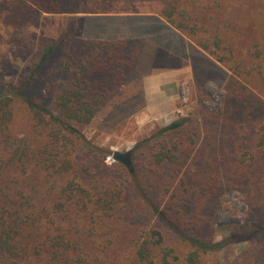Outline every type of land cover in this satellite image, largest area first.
<instances>
[{
	"label": "rangeland",
	"instance_id": "1",
	"mask_svg": "<svg viewBox=\"0 0 264 264\" xmlns=\"http://www.w3.org/2000/svg\"><path fill=\"white\" fill-rule=\"evenodd\" d=\"M16 2L17 0H0V90L7 97H12L15 93L28 95L46 107L53 116L58 113L53 105L50 87L53 82L64 78L60 73L55 75L59 61L64 57V47L51 56V60L37 73L32 85L24 91L19 89L24 76L28 74L30 63L38 56L36 45L39 38L52 41L59 39L71 24V34L78 39L115 41L110 39L116 38L120 31L122 36L144 37L133 39L139 43L138 58L119 92L89 125L75 126L90 145L104 152L88 155L79 146L70 148L79 151L75 153V159L82 162L83 170L79 177L83 183L91 185L97 178L108 179L123 182L128 192V196L120 204L119 219L105 222L103 226L100 222L96 223L94 232L86 238H82L81 234L88 225L81 220L78 224L73 222L71 225L73 230L79 231L71 239L79 238L86 245V251H90V247H96L98 250L95 251L101 256L106 257L107 252L109 258H114L113 261L117 259L120 263V259L139 241L144 231L150 228L151 202L156 201L160 204L158 208L163 209L165 201L160 198L158 190L152 189L150 177H143L146 163L144 156L135 152V168L134 163H131L129 171L123 164L112 159V152L131 151L132 155L138 143L150 138L161 127L183 118L187 120L188 128L199 127L201 132L187 171L193 174L199 169V173H204L202 167L206 169L210 164L209 159H206L207 153L209 156L216 154L220 162L215 167H220L219 177L222 179V167L231 163L226 159L221 161L220 156L226 157V149H231V145L235 146V143L244 145L245 139L263 118L264 84L259 85L262 83L258 84L254 80L247 82L217 62L184 34L174 30L160 15L164 5L158 1L56 0L59 13H45L33 7L29 14L35 20L13 28L6 21ZM197 2L200 6L209 8L214 21L219 20L221 25H225L222 27L226 28V44H237L240 55L249 52L254 44H259L264 49V0ZM123 10H149L162 20L153 21L137 16L115 19L101 17L108 11ZM167 66L178 71H168ZM151 76L156 79L150 80ZM231 83H238L235 97L230 94ZM241 85L246 86V90ZM10 109L11 120L4 131L0 132V162L5 163L17 147L27 146L23 161L26 163L29 179L26 180L20 167L17 171V166L14 168L9 165L1 177L6 185L0 182V186L9 193L13 187V176L18 175L22 181L20 184L26 190L31 188L36 196V207L47 206L49 196L54 193L50 190L51 177L42 167V162L50 143L48 133L52 129L51 124L39 123L35 112L19 98L13 97ZM44 118L48 120L47 115ZM207 118L212 126L204 130V120ZM210 131L214 135V153L205 137V132ZM202 151H206L205 156ZM210 158L212 160V156ZM205 202V207L200 205L199 209L205 217L211 216L215 240L221 244L218 250L205 257V264L220 261L252 263L254 259L251 251L256 247V241L237 243L230 238L234 229L242 225L246 218L248 206L244 192L224 185ZM190 206L189 203L178 207L183 210L186 221L193 219L196 213L195 208ZM42 231L40 237L42 242L46 239L47 245L50 240L53 242L55 234L57 236L61 233L51 232L46 238L47 232L44 229ZM43 248L49 253L45 245ZM102 249L104 253L99 251ZM48 253H43L40 258L48 259ZM59 263L62 264L60 261Z\"/></svg>",
	"mask_w": 264,
	"mask_h": 264
},
{
	"label": "trees",
	"instance_id": "2",
	"mask_svg": "<svg viewBox=\"0 0 264 264\" xmlns=\"http://www.w3.org/2000/svg\"><path fill=\"white\" fill-rule=\"evenodd\" d=\"M135 1L162 3L164 7L160 15L174 29L247 82L254 80L262 83L259 85L264 84V49L254 44L249 52L240 55L237 44H226V28L222 27L225 25H221L219 20L214 21L209 8L200 6L197 0ZM33 7L45 13L60 11L56 0H17L6 23L19 28L33 22L35 18L29 14ZM72 31L71 24L59 39H38V56L30 63L28 74L19 88L24 91L32 85L51 56L64 47V57L55 73L62 74L64 78L53 82L50 87L57 116L28 95L15 93L7 97L0 90V132L11 120L13 97L25 102L35 112L39 123L51 124L52 129L48 133L50 143L44 152L43 166L41 163L40 166L51 177L50 190L54 193L49 196L47 206L37 208L36 196L31 188L26 190L20 184L22 181L18 175L13 176V187L9 193L0 186V264H60L59 261L62 264H205V257L218 250L221 244L215 240L211 216L205 217L199 208L200 205L204 208L205 201L224 185L242 190L248 206L243 224L234 229L230 238L237 243L256 241L257 245L251 251L254 261L249 264H264V114L244 145L235 143V146L231 145L232 150L229 148L231 152L226 149V157L220 156L221 161L226 159L231 163L222 167V179L219 177L220 167H215L220 162L216 154L210 155L212 162L207 153L206 159L210 164L206 169L202 167L204 173H199V169L193 174L187 171L201 132L199 127L188 128L186 119L172 121L137 144L131 163L135 168V152L145 157L143 177H150L152 189L161 193L160 198L165 204L163 209H159L160 204L151 202L150 228L144 231L120 263L109 258L107 252L106 257L101 256L95 251L98 250L96 247H90L92 253L86 251V245L79 241L78 236L77 240L71 239L79 232L71 228L73 222L78 224L81 220L88 225L81 234L86 238L94 232L96 223L103 226L105 222L119 219L120 204L128 196L123 182L97 178L91 185L83 183L79 177L83 170L82 162L75 159V153L79 151L70 148L79 146L88 155L104 152L90 145L75 126L89 125L119 92L139 54L137 40L78 39L72 36ZM235 40L238 41L237 38ZM237 84L231 83L230 94L233 97L238 91ZM241 87L246 90V86ZM45 115L48 116L47 121ZM204 123V130L212 126L209 118ZM205 133L214 153V135L211 131ZM25 148L27 146L17 147L5 163L0 162V180L9 165L17 166V171L20 167V172L25 173L26 180L29 179L23 161ZM202 152L205 156L206 151ZM0 182L6 185L2 180ZM189 203L196 213L187 223L183 210L178 207ZM42 229L47 232L46 238L51 232L61 233L55 234L53 242L49 239L47 245L46 239L42 242L40 237ZM99 251L104 253V249ZM45 252L49 254L48 259L40 258ZM216 264L234 263L220 261Z\"/></svg>",
	"mask_w": 264,
	"mask_h": 264
},
{
	"label": "crops",
	"instance_id": "3",
	"mask_svg": "<svg viewBox=\"0 0 264 264\" xmlns=\"http://www.w3.org/2000/svg\"><path fill=\"white\" fill-rule=\"evenodd\" d=\"M104 16H101V17H105V18H112V19H115V18H128V17H143V18H150L151 20L155 21V20H162L156 13L152 12V11H143V10H140L139 11H116V12H112V11H108L107 14H102ZM164 21V20H163ZM167 24V23H166ZM168 25V24H167ZM171 27V26H170ZM172 28V27H171ZM175 30V29H174ZM137 38H144L143 36H138V37H135V36H122L121 35V31H120V34L116 37V38H111L110 40H119V39H137ZM186 40V39H185ZM172 67H169L167 66V70L168 71H175L177 72L178 69H170ZM151 79L150 80H154V78L156 79V77H150ZM168 79L170 77H167ZM162 79V78H160ZM158 79V80H160Z\"/></svg>",
	"mask_w": 264,
	"mask_h": 264
},
{
	"label": "water",
	"instance_id": "4",
	"mask_svg": "<svg viewBox=\"0 0 264 264\" xmlns=\"http://www.w3.org/2000/svg\"><path fill=\"white\" fill-rule=\"evenodd\" d=\"M112 159L123 164L129 171H131V151H126L124 153L114 151L112 152Z\"/></svg>",
	"mask_w": 264,
	"mask_h": 264
}]
</instances>
